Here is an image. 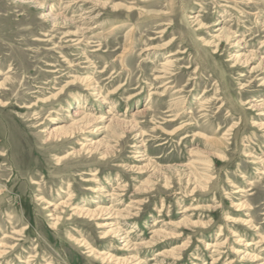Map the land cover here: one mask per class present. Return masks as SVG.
Wrapping results in <instances>:
<instances>
[{
    "label": "rangeland",
    "instance_id": "1",
    "mask_svg": "<svg viewBox=\"0 0 264 264\" xmlns=\"http://www.w3.org/2000/svg\"><path fill=\"white\" fill-rule=\"evenodd\" d=\"M263 238L264 0H0V264H264Z\"/></svg>",
    "mask_w": 264,
    "mask_h": 264
},
{
    "label": "bare ground",
    "instance_id": "2",
    "mask_svg": "<svg viewBox=\"0 0 264 264\" xmlns=\"http://www.w3.org/2000/svg\"><path fill=\"white\" fill-rule=\"evenodd\" d=\"M80 26V25H79ZM84 27V26H83ZM169 57H172V56H174L173 54H170V55H168ZM168 62L169 63H171L172 61H170V60H168ZM91 82V81H90ZM81 112H83V111H80L79 112V114L81 113ZM109 114L110 113H112L113 111H107ZM74 114H77V113H74ZM56 127V126H55ZM60 132L62 131V134H68L69 132L67 131V130H59ZM72 135V137H74V134H71ZM70 135V136H71ZM66 136V135H65ZM71 137V138H72ZM207 140H210V138H208ZM85 141H90V139L88 138V139H85ZM90 142H88V144L86 143V142H83V143H79V145L81 144L82 145V148H81V150L80 151H70V152H68L65 156H61V158L59 159V160H63V159H66L67 157H69L70 155H80L83 151H86L87 153H90V144H89ZM249 184H252V182H250ZM68 199H70V200H72L71 198H68ZM137 201V200H136ZM63 204L65 203V201H63L62 202ZM65 205H68L67 203H65ZM133 205H134V203H133ZM70 207H73L72 208V210H73V212H74V215H79V217H84V218H90V215L91 216H94V213L93 212H91L89 209H83V208H80L79 206H76V205H70ZM189 208L188 207H186V209L185 210H188ZM82 215V216H81ZM72 219H75V217H73ZM61 220V218L60 217H58L57 218V222H56V224L55 225H58V223H59V221ZM264 239V238H263ZM76 240H78L77 238H76ZM79 241V240H78ZM84 241V240H83ZM260 242H261V240H260ZM263 242V241H262ZM255 244V242L254 241H248L247 243H246V247H250V246H252V245H254ZM3 245V244H2ZM0 246H1V244H0ZM247 249V248H246ZM5 251V250H4ZM161 253H159V255H160ZM158 255V254H157Z\"/></svg>",
    "mask_w": 264,
    "mask_h": 264
}]
</instances>
